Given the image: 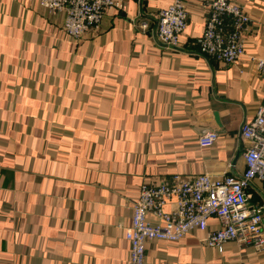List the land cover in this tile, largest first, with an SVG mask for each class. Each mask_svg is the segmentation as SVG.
Returning a JSON list of instances; mask_svg holds the SVG:
<instances>
[{
	"label": "crops",
	"instance_id": "0c3cea01",
	"mask_svg": "<svg viewBox=\"0 0 264 264\" xmlns=\"http://www.w3.org/2000/svg\"><path fill=\"white\" fill-rule=\"evenodd\" d=\"M210 1H185L170 48L155 28L172 0H122L77 39L63 10L0 0V264H127L143 183L243 172L240 128L264 103V0H234L251 22L231 65L197 53ZM211 130L217 140L201 147ZM246 192L264 205L257 181ZM205 233L146 241V264H264V249L231 241L219 252Z\"/></svg>",
	"mask_w": 264,
	"mask_h": 264
},
{
	"label": "built area",
	"instance_id": "2783aa9c",
	"mask_svg": "<svg viewBox=\"0 0 264 264\" xmlns=\"http://www.w3.org/2000/svg\"><path fill=\"white\" fill-rule=\"evenodd\" d=\"M186 0H172L160 10L155 36L162 44L176 48L187 25ZM48 11L65 12L64 30L72 38L100 28L104 13L122 9V0H38ZM251 22L240 3L234 0H211L197 53L224 65L235 63L244 54L243 32ZM140 27L146 28L142 23ZM264 71V60H257ZM240 135L246 144L245 169L240 175L212 178L203 173L194 178L174 174L156 183H143L131 206V224L125 229L129 243L127 264H146L148 240L177 242L192 230L205 233L202 242L222 252L226 243L235 241L264 249V205H250L248 186L257 181L264 188V103L256 115L243 122ZM218 138L208 131L199 138L201 147L211 146ZM174 205L166 209L168 205ZM154 217V221L150 220ZM217 218L219 227L208 229V219ZM233 264H245L235 262Z\"/></svg>",
	"mask_w": 264,
	"mask_h": 264
}]
</instances>
